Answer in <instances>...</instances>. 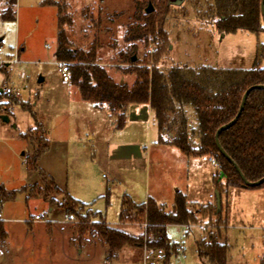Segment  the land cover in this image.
Instances as JSON below:
<instances>
[{"label": "rangeland", "instance_id": "obj_1", "mask_svg": "<svg viewBox=\"0 0 264 264\" xmlns=\"http://www.w3.org/2000/svg\"><path fill=\"white\" fill-rule=\"evenodd\" d=\"M44 1L17 0L15 21L0 19V185L7 191L23 190L15 200L0 204V225L5 232L0 237V264H141L144 247L124 248L116 261H108L105 248L92 231L81 243H73L79 221L60 207L65 196L50 192L45 199L39 191H45L52 178L61 192L68 193V189L71 196L86 204L92 213L100 214L112 228L137 236L145 234L144 225L119 223L122 196H130L137 204L146 202L147 189L155 190L169 180L170 161L158 158L157 165L154 158L143 157L116 162L112 156L132 143L155 149V119L150 116L153 122L116 130V119L107 105L95 110L91 103L81 99L76 87L63 83L61 69L65 63L55 57L57 7H61L72 20L64 27L71 47L89 50L97 42L100 66L116 83L131 86L135 76L129 71L135 66L123 63L120 54L129 48L124 35L133 21L136 3L142 0H48L57 7L43 6ZM8 2L0 0V14L7 9ZM207 12L204 0H184L181 5H173L165 26L169 52L163 56L160 68L166 71L173 66L214 65L250 70L258 59L264 69V32L239 31L222 39ZM137 45V63L148 65L151 70L155 63L153 41ZM16 54L19 64L15 65L12 61ZM41 78L45 81L40 82ZM5 89L17 92L19 98L8 96ZM12 100L28 105L46 127L47 134L42 126L51 150L42 159V170L34 172L24 163L33 155L34 147L20 135L34 128L35 119ZM185 111L192 141L198 144V137L192 136L197 127L195 114L190 108ZM2 116H7L9 122L3 121ZM211 161L215 166L207 158L202 160L197 173L192 166L197 161L191 160L189 166L190 181L195 180L190 188L198 194L196 200L202 205H216L215 197L210 198L215 196L211 180L219 169ZM231 192L229 205L228 201L223 204L226 213L229 209L227 229H219L230 246L227 264H260L264 256V196L259 201L249 195L252 193ZM38 215L45 221L36 222ZM214 221L207 215L197 216L196 223L187 227L189 234L185 227L169 226L167 234L179 246L178 255L172 257L170 264H203L196 243L216 234Z\"/></svg>", "mask_w": 264, "mask_h": 264}, {"label": "trees", "instance_id": "obj_2", "mask_svg": "<svg viewBox=\"0 0 264 264\" xmlns=\"http://www.w3.org/2000/svg\"><path fill=\"white\" fill-rule=\"evenodd\" d=\"M208 9V18L220 35L236 34L247 31L252 34L264 32L261 14L262 0H204ZM175 0H142L135 5V13L124 35V42L129 46L120 54L121 61L135 66L129 74L135 76L131 86L116 83L97 61V42L89 50H76L66 36L65 25L72 23L63 8L51 4L48 0L43 6L58 8V47L55 57L59 62L69 65L70 83L79 91L83 101L96 108L107 105L111 116L115 117V129L122 130L127 123V109L132 105H149L158 128V143L171 145L189 158L208 157L213 159L219 174L213 176L215 192L221 197V208L208 203H192L177 193L169 211L164 206L148 198L142 204L135 203L130 196L123 195L119 211V223L146 224L145 234L133 235L109 226L99 214H94L89 207L74 199L69 193L61 192L52 178L45 191H39L45 199L50 192L65 196L60 207L69 216L75 217L79 224L74 229L73 243L82 242L85 235L92 231L107 252L108 261H116L125 247L143 248L164 254L165 264H170L172 257L178 255V245L167 234L171 225L188 227L195 224L197 216H206L215 221L216 234H209L197 243V255L203 264H227L230 246L222 239L221 231L227 229V213L223 206L228 201L230 189H264V184L257 188L243 186V181L234 164L249 182H257L264 177V89L252 91L244 110L237 122L219 136L223 150L234 164L223 157L215 143L217 130L230 123L237 116L243 95L252 86L264 85V69L257 59L253 69H223L205 67L173 66L166 71L160 68L163 56L169 52V33L165 26L171 16ZM17 0H9L8 7L0 14L3 22H14V8ZM152 4L154 11L146 14V6ZM151 39L155 45L154 65L132 62L137 57L138 43H147ZM264 48L262 47V55ZM137 64V65H136ZM0 97L2 94L0 93ZM22 109L35 119V126L21 138L34 147L33 155L25 160L29 170H38L40 157L50 149V142L35 118L31 108L16 100ZM193 110L197 122L192 136L198 137V144L192 141L188 116L185 109ZM172 134V137L169 135ZM45 179L44 174H41ZM23 190L7 191L0 185V204L15 200ZM197 207L196 210L191 208ZM85 210L88 213H83ZM0 225V237H4ZM264 250V234L262 236ZM260 264H264V256Z\"/></svg>", "mask_w": 264, "mask_h": 264}, {"label": "crops", "instance_id": "obj_3", "mask_svg": "<svg viewBox=\"0 0 264 264\" xmlns=\"http://www.w3.org/2000/svg\"><path fill=\"white\" fill-rule=\"evenodd\" d=\"M218 36H220V35L218 34ZM226 36L227 35H223L222 39H224ZM0 43H2V41ZM21 50H23V48H21ZM186 67H189V66H186ZM209 67H211V65H209ZM212 68H220V67L213 65ZM223 69H228V68H223ZM44 81H45V79H44ZM120 84H121V82H120ZM0 91H2V90H0ZM93 108L95 110L99 109V108H96L95 106H93ZM108 112H109V110H108ZM126 113H127L128 120H127L125 128L127 126H129L130 124H141V123H145V122L149 123L150 121L153 122V120H149L150 116L152 118H154V114L151 111L149 105H132L127 109ZM38 123L40 125H42L46 131V127L44 126V124L40 121H38ZM46 134H47V131H46ZM20 137H21V135H20ZM169 137H172V134H170ZM47 138H48V136H47ZM156 138H157V141H156V146H155L156 148L155 149H153L152 146L149 147V145L147 147H141L138 144H133V143L132 144H126L124 147L125 149L118 151L114 156H112V161L127 162V161H129V159H135V161H137V159L145 157L146 160H148V158L150 160H151V158H154L155 164L158 165L159 164L158 158H160V159L167 158V161H170V166H171V169H170L171 173H170V177L168 178L169 180L166 181L164 186L156 188L155 190L154 189L151 190V188L149 190L147 189L146 197H147V195H149V198L154 199L157 202V204L164 206L167 211H169L171 209L177 193L184 194L186 196L189 204H192V203L201 204V203H199V201L196 200L198 194L195 193L194 189L190 188L195 184V180L192 182L190 181L191 179L189 178L190 177L189 176V166L192 163L191 160L197 161V162H194L196 164H192V166H194L196 168L195 169V172H196V171H199L200 166L203 163L202 160H204L205 158H207L208 161L213 166H215L214 163L208 157L189 158L186 155H184L183 153H181L177 148H175L171 145L159 144L158 143V130H157V137ZM50 150L51 149H49L45 154H43L40 157V159L38 161V170L37 171L43 169L42 168L43 167L42 166V161H43L42 159L45 157V155H47V153L50 152ZM34 172H36V171H34ZM213 176H215L214 173L212 174V177ZM54 182H55V180H54ZM212 184H213V181H212ZM65 187L66 188L61 186V188L67 189V186H65ZM212 187L210 188V190L213 189ZM231 191H243V193H252L249 195H252V196L254 195L259 201L264 196V189H257V190H245V189H233L232 190V189H230L229 195H228V205H229V200H230V196L232 193ZM67 192L69 193L68 189H67ZM191 194H196V195L192 197ZM69 195L71 196L70 193H69ZM71 197H73V196H71ZM214 197L215 196L210 197V198L213 199ZM77 199L78 198H76V200ZM214 201H215V198H214ZM209 203L213 204L214 202H209ZM51 215L52 214H50L49 217H51ZM228 219H229V209L227 211V225H228ZM180 227H182V226H180ZM185 228L187 229V227H185ZM189 233H190V231L188 230L187 234H189ZM198 241H197V243H198ZM125 248H127V247H125ZM123 249L121 250L120 253H122ZM263 252H264V250H263ZM262 257L260 258V262H261ZM141 261H142V259H141Z\"/></svg>", "mask_w": 264, "mask_h": 264}, {"label": "water", "instance_id": "obj_4", "mask_svg": "<svg viewBox=\"0 0 264 264\" xmlns=\"http://www.w3.org/2000/svg\"><path fill=\"white\" fill-rule=\"evenodd\" d=\"M184 2V0H178L177 2L173 3V5H181L182 3ZM154 11V7L152 4H149L148 7L146 8L145 10V13L146 14H150ZM261 14H262V18H263V22H264V0H262L261 2ZM2 40L0 39V42ZM137 60V57L134 56L133 59H132V62H135ZM44 81V78H41L40 79V82H43ZM264 89V85H257V86H252L250 87L246 92L245 94L243 95V98H242V102H241V105H240V109H239V112L237 114V116L235 117V119L233 121H231L230 123L220 127L216 134H215V143H216V146L220 152V154L225 157L230 163L234 164L233 161L231 160V158L227 155V153L223 150V148L221 147L220 145V142H219V136L220 134L229 129L230 127H232L236 122L237 120L239 119L240 115L242 114L243 110H244V107H245V104H246V101L248 99V96L249 94L254 91V90H263ZM3 121L5 122H9V118L7 116H2L1 117ZM236 170L238 171L242 181H243V186L244 187H247V188H257V187H260L261 185L264 184V177L262 179H260L259 181L257 182H249L245 177L244 175L241 173L240 169L234 164ZM215 199H216V205H217V208L218 210H220L221 208V197L218 193L215 192Z\"/></svg>", "mask_w": 264, "mask_h": 264}, {"label": "built area", "instance_id": "obj_5", "mask_svg": "<svg viewBox=\"0 0 264 264\" xmlns=\"http://www.w3.org/2000/svg\"><path fill=\"white\" fill-rule=\"evenodd\" d=\"M18 54H16V58L12 61V64H19L18 60ZM61 74H62V81L63 83H70V70H69V65L68 64H63L62 69H61ZM5 93L8 96H15L16 98H19V94L12 89H5ZM36 222H44L45 219L43 216H36L35 217ZM147 225L144 224V231H146ZM141 264H165L164 262V254L159 252V251H152L148 250L146 246H144V252L142 256V261Z\"/></svg>", "mask_w": 264, "mask_h": 264}]
</instances>
